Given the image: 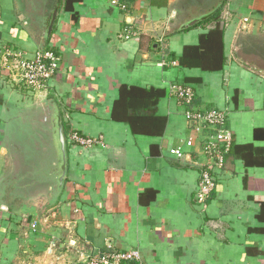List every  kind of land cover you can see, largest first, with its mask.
<instances>
[{"label": "crops", "instance_id": "1", "mask_svg": "<svg viewBox=\"0 0 264 264\" xmlns=\"http://www.w3.org/2000/svg\"><path fill=\"white\" fill-rule=\"evenodd\" d=\"M217 7L218 20L192 24ZM55 9L40 38L20 0H0V56H62L57 79L24 99L0 78V264H82L109 242L147 264H264V0H134L126 12L108 0L66 10L60 0ZM128 24L139 35L120 38ZM218 25L223 68L201 66L219 53L218 38L182 64L185 48ZM159 38L178 65H159ZM175 81L194 87L191 109L229 113L232 150L205 205L196 192L213 131L188 120L170 95ZM124 84L165 90L162 135L112 119ZM74 131L96 142L81 145ZM180 145L181 158L170 152Z\"/></svg>", "mask_w": 264, "mask_h": 264}, {"label": "built area", "instance_id": "2", "mask_svg": "<svg viewBox=\"0 0 264 264\" xmlns=\"http://www.w3.org/2000/svg\"><path fill=\"white\" fill-rule=\"evenodd\" d=\"M134 0H108L111 7L122 12L129 10ZM139 35L131 24L124 27L120 38L128 39ZM162 56L159 65L162 67L178 65V61L169 56L164 46L163 38L158 39ZM62 56L52 49H40L36 51L33 59H28L22 53H14L5 49L0 56V77L3 78L9 90L23 93L28 96L30 92L42 90L50 81H55L62 73ZM9 84L11 86H9ZM170 95L176 97L179 104L188 106L186 117L193 124H199L210 128L212 135L205 136L204 150L207 162L200 172L197 201L205 205L218 185V176L225 167L226 156L233 146V133L228 127V111L222 109H209L198 111L190 106L196 98L194 87L186 83H173L170 86ZM72 139L81 145H92L96 141L85 137L79 132L72 133ZM188 147L194 145V140L185 141ZM172 155L183 157L185 149L176 146L170 150ZM82 264H147L138 249H118L113 243H107L106 248L97 254L90 255Z\"/></svg>", "mask_w": 264, "mask_h": 264}, {"label": "trees", "instance_id": "3", "mask_svg": "<svg viewBox=\"0 0 264 264\" xmlns=\"http://www.w3.org/2000/svg\"><path fill=\"white\" fill-rule=\"evenodd\" d=\"M60 0L56 4L58 7ZM76 0H65L66 10H72L73 3ZM221 12L219 8L208 19L201 21L202 23L218 20ZM223 36L224 29L219 25L211 30L208 34L201 36L200 45L198 47L187 46L184 50L183 57L180 59L182 64H186L187 57L192 56L194 51H201L202 53L210 46H214V40L218 38L219 53L215 52L214 58H209V62H201L204 69H220L223 68L225 56L223 51ZM214 39V40H213ZM213 44V45H212ZM206 53V52H204ZM170 55V54H169ZM174 58V57H173ZM212 61V62H211ZM165 95V90L155 87L145 88L135 85H122L120 87V96L115 101L112 110V119L116 121H123L131 126L135 134H144L149 136H159L164 133L167 117L156 114L157 104L159 100ZM240 145L235 148L239 149ZM242 148H251L250 145L242 146ZM232 150V149H231ZM264 164V160L261 161ZM264 203L262 204L261 213L258 215L264 218Z\"/></svg>", "mask_w": 264, "mask_h": 264}, {"label": "rangeland", "instance_id": "4", "mask_svg": "<svg viewBox=\"0 0 264 264\" xmlns=\"http://www.w3.org/2000/svg\"><path fill=\"white\" fill-rule=\"evenodd\" d=\"M58 3L57 0H20V6L22 11L25 13L26 18L29 20V23L33 25L34 31L33 34L36 37L42 38L43 35L46 33L45 30L49 26V19L50 15L53 14V12L56 10L55 6ZM49 15V18L47 17L45 23H42V18H44V15ZM2 82L5 86V81L2 77ZM173 83H179L178 81H175ZM183 83V82H180ZM4 88L9 91L8 87ZM9 86H11L9 84ZM4 89V90H5ZM21 97L24 99L27 96H25L23 93H19ZM174 99H176L174 97ZM220 175V174H219ZM220 178V176H218Z\"/></svg>", "mask_w": 264, "mask_h": 264}, {"label": "water", "instance_id": "5", "mask_svg": "<svg viewBox=\"0 0 264 264\" xmlns=\"http://www.w3.org/2000/svg\"><path fill=\"white\" fill-rule=\"evenodd\" d=\"M219 9V7H217L214 11H212L209 15H205V16H203V17H200L199 19H195L194 21H193V25L196 23V22H201V21H203V20H206V19H208L211 15H213L217 10ZM57 9L53 12V14H52V17H51V20H50V24H49V27H48V31H52V28H53V25H54V23H55V20H56V16H57Z\"/></svg>", "mask_w": 264, "mask_h": 264}]
</instances>
